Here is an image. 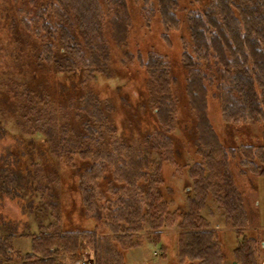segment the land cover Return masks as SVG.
<instances>
[{
    "label": "trees",
    "instance_id": "obj_1",
    "mask_svg": "<svg viewBox=\"0 0 264 264\" xmlns=\"http://www.w3.org/2000/svg\"><path fill=\"white\" fill-rule=\"evenodd\" d=\"M139 1L146 20L158 13L164 39L179 30L177 0ZM31 4L20 20L37 38L30 46L32 69L83 73L88 86L98 76L114 75L110 46L115 45L123 49L122 64L137 63L145 70L157 127L129 142L116 133L110 102L91 90L60 107L42 82L8 84L7 109L19 134L43 139L47 154L66 165L73 167L77 158L82 161L81 202L86 217L95 222L93 229H61L56 178L44 169L47 164L37 166L31 160L22 169L0 166V195L31 191L42 201L44 213L57 217L31 236V252L22 264L50 262L53 247L70 254L88 249L93 264H124V253L137 248L142 235L156 245L163 232L174 229L178 263L222 264L218 233L209 228L201 210L212 199L233 228L247 226L228 158L240 153L241 166L262 176L264 146L225 149L208 121L206 102L209 96L218 101L225 123H264V0H208L201 9L185 13L189 37L181 41V65L194 121L192 143L200 160L188 167L193 195L187 211L179 213L169 208L162 178L164 163L174 164L175 78L164 56L150 52L144 58L125 50L131 25L126 0H48L40 5L31 0ZM10 247L11 235L0 236V254ZM258 248L253 240L240 242L233 249L235 262L261 264Z\"/></svg>",
    "mask_w": 264,
    "mask_h": 264
},
{
    "label": "rangeland",
    "instance_id": "obj_2",
    "mask_svg": "<svg viewBox=\"0 0 264 264\" xmlns=\"http://www.w3.org/2000/svg\"><path fill=\"white\" fill-rule=\"evenodd\" d=\"M35 1L40 5L48 0ZM177 1L181 8L178 17L182 22L179 30L167 33L165 40L158 13L146 20L141 2L126 0L131 25L125 50L133 55L141 54L144 58L150 52H155L164 56L171 65V73L175 78L172 92L177 99V124L172 135L174 164L165 162L163 165V189L169 192L166 198L169 200L170 210L186 212L188 199L193 195L190 191L192 181L187 170L200 158L195 155L192 143L194 121L188 110L185 93L181 41L182 38L189 37L184 22L185 13L201 9L208 0ZM30 6L31 0H0V166L10 165L22 169L31 160L36 161L37 166L40 163L47 164L44 169L56 178L61 229H93L95 222L84 213L78 187L82 161L77 158L73 167L66 165L47 154L43 139L20 135L8 113L7 105L11 100L7 98L5 91L11 82H42L47 93L56 102L54 104L62 107L67 106L75 96L91 90L99 99L110 102L113 109L111 119L117 135L131 142L157 127V119L149 99L148 76L137 63L122 64L120 59L123 49H118L115 45L110 46V68L114 75L111 78L98 76L88 86L83 83V73L67 75L53 71L36 72L30 63V46L37 42V38L25 30L20 20L21 13ZM206 113L219 143L225 149L241 145L258 147L263 143L264 123H225L218 101L211 96L206 102ZM37 155L41 157V162H38ZM241 160L240 153L230 156L228 170L232 182L242 195L248 218L247 226L242 229L233 228L216 202L209 198L201 215L208 222L209 228L218 233L224 255L222 264H237L233 249L240 242L248 240H253L255 246L259 247L258 257L261 259L260 263L264 264V175L258 176L249 167H242ZM101 186L105 188V183L102 182ZM39 200L33 192L26 190L0 195V236L11 235V247L6 254H0V264H22L25 256L31 252V236L40 230L41 224L45 226L57 218L52 213H44ZM176 235L175 229L165 231L156 245L150 244L148 235H142L140 245L124 253V264H180L177 259ZM49 252L52 261L45 264H93L92 253L88 249L79 248L74 254H70L53 247Z\"/></svg>",
    "mask_w": 264,
    "mask_h": 264
},
{
    "label": "crops",
    "instance_id": "obj_3",
    "mask_svg": "<svg viewBox=\"0 0 264 264\" xmlns=\"http://www.w3.org/2000/svg\"><path fill=\"white\" fill-rule=\"evenodd\" d=\"M260 146H264V138H263V143Z\"/></svg>",
    "mask_w": 264,
    "mask_h": 264
}]
</instances>
